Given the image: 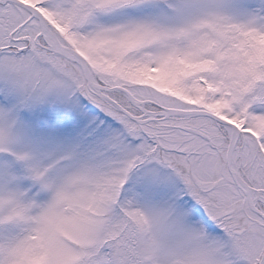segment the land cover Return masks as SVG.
Here are the masks:
<instances>
[{"label":"rangeland","instance_id":"rangeland-1","mask_svg":"<svg viewBox=\"0 0 264 264\" xmlns=\"http://www.w3.org/2000/svg\"><path fill=\"white\" fill-rule=\"evenodd\" d=\"M133 114L233 121L238 172L264 190V0H22ZM0 2V264H256L264 221L204 115L136 122ZM255 206L264 211V202Z\"/></svg>","mask_w":264,"mask_h":264},{"label":"water","instance_id":"water-1","mask_svg":"<svg viewBox=\"0 0 264 264\" xmlns=\"http://www.w3.org/2000/svg\"><path fill=\"white\" fill-rule=\"evenodd\" d=\"M3 1V0H0ZM12 2H15L19 5H22L24 7H26L32 14H35L37 19H39L40 21V27H41V31L44 33H47L48 35H50L51 40H52V44H53V49H55L56 51L61 52L62 54H64L65 56H67L68 58H70L71 60H74L75 62H77L79 64V66L81 67L82 73H83V77L85 78V80L87 81V84L92 86L94 88V90L97 91L98 94H100L102 97H104L106 100H108L109 102H111L114 106H116L118 109H120L122 112L126 113L129 117L136 119L138 121H143L145 119H150L152 118L151 115H149L146 118H142L136 115L131 114L130 112H128L126 109H124L121 105H119L114 99H112L108 94H107V90H111V89H120L124 92V94L126 95V97L130 100H132L135 103H142V101L140 100H133L131 98V95L128 93L127 90H125L124 88L121 87H115V86H103L100 85L98 83L95 82V80L92 79V77L90 76V69L87 66V63L85 62V60L77 53L75 52L73 49L62 45L61 43H59V41L56 39V37L49 32L43 24V19L41 16V13L32 5L25 3L22 0H9ZM159 114H164L165 115H179V116H188V115H192V114H202V115H206L211 117L212 119H214L216 122L224 125L225 127H228L229 129V138H228V146H227V150L225 153V161H226V166L228 171L230 172L232 179L234 180V182L242 189L244 195H245V199L246 202L248 204V206L255 211L257 214H259L263 219H264V212H261L260 210H258L254 204H253V200L252 198L249 196V191L248 188L253 189L258 191V189L253 188L251 186H249L247 184V182L239 175V173L235 170V167L229 164L228 161V155H229V151L233 145V141L236 137V129L237 126L233 121L224 119L220 116H218L217 114L202 109V108H164L163 111L158 112ZM156 114V113H154ZM264 255V251L261 255V257L259 258L257 264H264V259H262Z\"/></svg>","mask_w":264,"mask_h":264},{"label":"bare ground","instance_id":"bare-ground-1","mask_svg":"<svg viewBox=\"0 0 264 264\" xmlns=\"http://www.w3.org/2000/svg\"><path fill=\"white\" fill-rule=\"evenodd\" d=\"M228 160H229V163H231V165H234L236 168H238V161H237V158H236V153H235V150H233V148L231 149L230 153H229V156H228ZM250 195L252 196V198H254V201H256L257 199H260L261 201L264 202V192H254V191H251L250 192ZM264 259V256L263 258Z\"/></svg>","mask_w":264,"mask_h":264},{"label":"flooded vegetation","instance_id":"flooded-vegetation-1","mask_svg":"<svg viewBox=\"0 0 264 264\" xmlns=\"http://www.w3.org/2000/svg\"><path fill=\"white\" fill-rule=\"evenodd\" d=\"M84 250L83 249H79L78 253L80 254L78 257L74 256L73 254L70 255H66L65 259L62 261L63 263L60 264H80L81 263V258L83 257V255L81 254Z\"/></svg>","mask_w":264,"mask_h":264}]
</instances>
